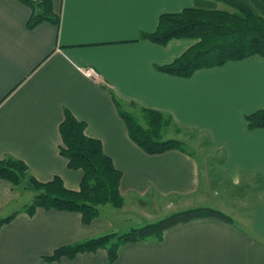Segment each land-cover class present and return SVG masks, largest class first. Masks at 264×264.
Here are the masks:
<instances>
[{"label":"crops","instance_id":"obj_1","mask_svg":"<svg viewBox=\"0 0 264 264\" xmlns=\"http://www.w3.org/2000/svg\"><path fill=\"white\" fill-rule=\"evenodd\" d=\"M234 1L264 18L259 0ZM51 6L58 25L44 21L28 28L30 7L0 0V159L22 161L39 182L59 177L65 188L78 189L81 171L69 169L59 153L58 127L66 110L85 124L84 134L101 143L121 173L123 206L113 210L143 213L151 205L149 211L159 216L211 207L231 221L202 217L177 224L160 240L121 244L112 262L102 248L48 261L60 247L120 234L115 211L102 206L89 223L77 212L58 209L28 214L24 208L33 192L0 179V219L14 214L0 225V264H264V202L233 216L219 185L202 186L194 154L185 149L147 154L135 145L110 96L125 111L154 109L168 115L177 130L203 136L217 151L218 174L231 188L253 177L264 184V129H249L245 121L264 109V57L182 78L156 66L172 62L195 41L158 45L141 38L155 31L161 14L229 8L219 0H51ZM87 67L99 82L82 74Z\"/></svg>","mask_w":264,"mask_h":264},{"label":"trees","instance_id":"obj_2","mask_svg":"<svg viewBox=\"0 0 264 264\" xmlns=\"http://www.w3.org/2000/svg\"><path fill=\"white\" fill-rule=\"evenodd\" d=\"M31 9L26 26L32 28L41 22L59 23V14L53 12L51 0H18ZM229 10L184 8L176 13L159 15L155 31L141 38L164 45L171 39L195 41L180 56L168 64L156 66L159 72L187 78L196 70L221 66L249 56L264 57V18L249 6L234 0H219ZM264 5V0H259ZM111 99L123 120L131 141L147 154H159L171 149L184 150L180 141L163 138V129L171 124V118L160 111L138 108L140 117L123 110L122 104L110 93ZM247 128L264 129V109L245 116ZM85 124L64 111L59 124L61 144L59 153L69 169L81 171L78 189L63 186L59 177L46 182L37 181L28 173L25 164L16 159H0V179L18 187L23 180L33 192L31 202L24 210L32 214L35 209H58L77 212L83 223H89L100 215L102 206L120 209L123 198L119 192L121 173L103 152L101 143L84 134ZM14 214L0 219V225ZM211 217L230 222V218L211 207H195L170 213L155 222L130 228L124 233H107L88 238L69 246L60 247L46 257L53 261L61 257L71 258L82 252L106 249L112 262L118 246L128 242L160 240L165 230L193 219Z\"/></svg>","mask_w":264,"mask_h":264},{"label":"rangeland","instance_id":"obj_3","mask_svg":"<svg viewBox=\"0 0 264 264\" xmlns=\"http://www.w3.org/2000/svg\"><path fill=\"white\" fill-rule=\"evenodd\" d=\"M128 109L130 113L141 118L138 108L130 106ZM162 137L180 141L185 150L195 155L198 159L201 173L204 175V177L201 178L202 186L205 187V183L219 185L223 190V196L227 199L223 200L226 209L234 214L233 216H237L236 214H239L240 210L244 209V207L247 209L250 204L264 202V184L259 181L258 177L242 179L232 188L229 186V182H227L228 180L224 177H220L217 171V166L215 165L219 160V155L217 154V151H215V148L209 145L203 136L196 132L177 130L170 124L163 129ZM26 183L27 181L23 180L19 186L27 185ZM151 207L152 206L149 205L143 213L139 211L140 208H137L139 213H129L127 209L119 212V210H113L111 206H107L106 209L115 211L114 217L116 218L117 226L120 228L119 233H124L131 227L133 228L152 223L166 216L155 215L153 211H149Z\"/></svg>","mask_w":264,"mask_h":264},{"label":"built area","instance_id":"obj_4","mask_svg":"<svg viewBox=\"0 0 264 264\" xmlns=\"http://www.w3.org/2000/svg\"><path fill=\"white\" fill-rule=\"evenodd\" d=\"M81 71L85 77H87V78H89L95 82L100 81L99 75L97 74V72L93 68L87 67V68L81 69Z\"/></svg>","mask_w":264,"mask_h":264}]
</instances>
